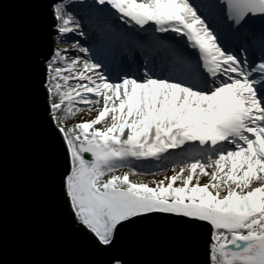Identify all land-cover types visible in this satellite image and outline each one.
Returning a JSON list of instances; mask_svg holds the SVG:
<instances>
[{"label": "snow or ice", "instance_id": "6c2138e0", "mask_svg": "<svg viewBox=\"0 0 264 264\" xmlns=\"http://www.w3.org/2000/svg\"><path fill=\"white\" fill-rule=\"evenodd\" d=\"M47 11L41 88L69 227L110 251L163 224L187 236L186 264H264V0H48Z\"/></svg>", "mask_w": 264, "mask_h": 264}, {"label": "water", "instance_id": "95a60500", "mask_svg": "<svg viewBox=\"0 0 264 264\" xmlns=\"http://www.w3.org/2000/svg\"><path fill=\"white\" fill-rule=\"evenodd\" d=\"M47 4L0 0V264H110L113 255L125 264H186L187 236L163 224L122 234L110 251L69 227L64 159L41 88Z\"/></svg>", "mask_w": 264, "mask_h": 264}, {"label": "bare ground", "instance_id": "6f19581e", "mask_svg": "<svg viewBox=\"0 0 264 264\" xmlns=\"http://www.w3.org/2000/svg\"><path fill=\"white\" fill-rule=\"evenodd\" d=\"M47 22H48V32H49L48 37H49V40L47 41L48 43L45 45V49H44V51H43V53L41 55V59L39 60L40 65L42 67V70L40 69V72H41V74H43V77H44V69H43L42 61H43L44 57H46L49 54V52H47L48 48L50 47V50L52 49V47H53V38L55 36V33H54L53 29L50 27V25H51L50 20H48ZM79 39H81V38H79ZM154 163L155 162H153V164Z\"/></svg>", "mask_w": 264, "mask_h": 264}, {"label": "rangeland", "instance_id": "374dc122", "mask_svg": "<svg viewBox=\"0 0 264 264\" xmlns=\"http://www.w3.org/2000/svg\"><path fill=\"white\" fill-rule=\"evenodd\" d=\"M79 39V38H78ZM82 39V38H81ZM61 48H65V47H68V44L67 43H60L59 45ZM89 117L86 115V114H82L80 116H77L74 120H70L69 121V124L71 123H75L77 121H79L80 119H88ZM123 171H127V169H121V173ZM169 175L171 174L170 172L168 173ZM162 177H152V176H142V177H132V179H138V180H142L144 182H148L152 179H160ZM201 182H204L203 179Z\"/></svg>", "mask_w": 264, "mask_h": 264}]
</instances>
